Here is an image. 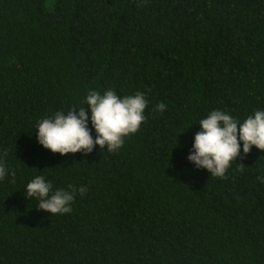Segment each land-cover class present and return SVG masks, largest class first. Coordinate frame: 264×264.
Instances as JSON below:
<instances>
[{"label": "trees", "instance_id": "16d2710c", "mask_svg": "<svg viewBox=\"0 0 264 264\" xmlns=\"http://www.w3.org/2000/svg\"><path fill=\"white\" fill-rule=\"evenodd\" d=\"M109 89L148 101L118 151L38 143L83 106L95 138L86 96ZM213 110H264V0H0V264H264V151L241 142L224 179L187 159ZM37 175L87 191L51 215Z\"/></svg>", "mask_w": 264, "mask_h": 264}, {"label": "clouds", "instance_id": "9594fccd", "mask_svg": "<svg viewBox=\"0 0 264 264\" xmlns=\"http://www.w3.org/2000/svg\"><path fill=\"white\" fill-rule=\"evenodd\" d=\"M84 105L90 107L95 138L91 135L89 116L83 106L78 107V111L75 108L69 109L67 113L57 111L38 121L35 127L38 143L61 155L91 153L96 145L101 149L106 146L109 152H116L124 144L125 137L136 133L145 121L144 112L148 101L142 92L121 97L111 89L103 94L91 90ZM165 108L166 105L161 102L155 110L163 112ZM199 125L200 130L194 135L187 159L197 169H207L213 177L226 178L231 162L241 156V142L244 155L251 151L252 146L264 151V110H256L242 123L230 114L213 110L199 121ZM7 175L8 171L0 158V180ZM12 175L14 177L15 173ZM257 179L264 183V177ZM77 191L83 195L87 190L73 186L70 190L53 191L52 183L37 175L27 183L24 195L27 199L38 200V210L61 215L72 211L71 205Z\"/></svg>", "mask_w": 264, "mask_h": 264}]
</instances>
